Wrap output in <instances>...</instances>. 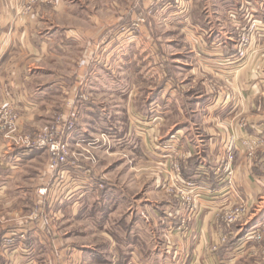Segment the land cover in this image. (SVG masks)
I'll return each mask as SVG.
<instances>
[{"label":"crops","instance_id":"1","mask_svg":"<svg viewBox=\"0 0 264 264\" xmlns=\"http://www.w3.org/2000/svg\"><path fill=\"white\" fill-rule=\"evenodd\" d=\"M47 1L0 0V109L8 104L14 111L21 112L18 127L20 131H32L31 129L46 125L52 118V112L56 110L70 112L69 103L88 84H93V89L98 91L106 87L111 93L116 86L113 79H118L119 74L126 76L127 71H131L127 64L129 56L126 57V50L136 49L137 53L144 51V34L123 35L115 30L116 27L106 31V27L117 23L112 13L118 0ZM187 3L188 6L184 9L187 14L182 16L183 20L172 24H178L183 41L187 43L185 49L188 46L191 72L202 69L205 87L210 88L211 94L205 89L206 97L197 104L205 106L204 114L210 123L203 129L208 136V153L202 151L195 141L183 147V139L180 136L177 138L178 131L183 132L182 129H173L169 133L167 129H163L165 132L160 134L157 132L156 123L160 122L162 126L164 115L169 113L170 102L178 104L174 87L169 97L165 98L162 93L157 99L150 100V104H156L165 98V107L153 117L145 118L144 109L128 110L127 125L116 124L121 119L118 118L120 113L117 110L107 112L101 98L94 100L92 93L85 94L86 98L80 97L78 102L81 108L77 111L76 130L71 134L70 142H74L77 137L83 139L102 128L114 141L117 135L121 137V129L127 127L124 138L129 137L132 143L136 142V146L140 141L142 159L145 156L148 161L166 164L180 154H192L198 160L195 168L200 166L204 170L214 168L222 154L231 150L236 157V173L245 169L242 146L237 138L264 133V0H187ZM173 10L176 11L173 15L175 17L183 11ZM252 21L257 25L250 32L244 57L238 60L236 45L239 35L247 30ZM114 51L118 53L117 57ZM153 51L154 49L151 53ZM159 51L156 50L162 56V63L166 62L163 59L164 50ZM119 78L120 85L124 88L121 84L123 77ZM144 149L150 154L144 155ZM42 161H45V153L41 150L15 147L0 134V221L12 218L16 221L0 223V264H65L64 258H68L70 247L62 239L60 231L50 229L49 233L33 222L23 223L21 218L25 214L20 215L21 209L17 208L20 197L22 199L35 183L37 164ZM254 165L257 173L249 170L246 176L249 178L238 177L235 181V185L239 188L241 186L245 194L254 190V179L256 187L264 189V164ZM42 166L45 169L40 173L44 177V162ZM83 171L89 172L93 178L92 183L77 185L68 196L61 189L60 193L59 189L56 190L58 193L55 202L58 200L59 204H63L74 195L78 199L88 191L101 193L104 189L103 195L101 193L95 200L99 203L100 197H103L105 203L111 205L108 209L112 211L110 214L114 213L119 205L113 202L112 207V197L109 196L110 199L105 196L109 183L103 181L104 188L96 190L94 186L100 181L97 172L79 163L76 168H72V173H76L78 179L84 175ZM205 179L207 178L203 177L199 181L200 188L195 191V209L188 217L189 226L181 227L184 231L180 228L171 233L180 236V233L195 232L200 225L196 224L199 222L198 218L211 213L219 205L216 200L219 196L214 195L218 191L206 187ZM202 184L205 187H201ZM115 187L117 188L116 185ZM49 204L52 205L53 202ZM94 209L101 212V209ZM176 210L174 206L173 212ZM109 211L105 210L103 213ZM142 218L144 219V215L140 220ZM12 229L23 237L17 238L8 247L3 238ZM148 231L153 239L156 230L148 228ZM134 236L140 237L142 242L149 236L145 237L144 228H130L123 239L124 248H130V259L135 264H183L175 254H166L163 247L150 239L148 247L154 251L151 256L143 254L128 241L133 240ZM188 242H185V246ZM53 251L55 254L60 253L58 262L52 258ZM73 258V264L86 262V255L74 254Z\"/></svg>","mask_w":264,"mask_h":264},{"label":"rangeland","instance_id":"2","mask_svg":"<svg viewBox=\"0 0 264 264\" xmlns=\"http://www.w3.org/2000/svg\"><path fill=\"white\" fill-rule=\"evenodd\" d=\"M56 1L48 0L47 2L55 3ZM187 6V0H118L113 10L114 13H112L115 15L117 23L114 26L106 27V31L116 27L115 30H118L119 34H144V51L137 53L136 49L126 50V57L129 56L127 64L131 71H127L126 76L117 74L118 79H113L116 86L111 93L106 87L100 88L101 83L100 91L93 89L95 87L93 84H88L85 89H82L79 96L69 103L70 112L56 110L54 113L52 112V118L46 125L31 129L32 131L18 129L21 112L14 111L16 119L13 120L11 128L6 125L3 130H0L1 136L17 147L14 144L15 140L32 142L34 139H38L62 112L78 120L77 111L81 108V105L78 104L81 100L80 96L86 97L85 94L90 93L94 100L100 98L103 100L102 105L107 112L113 113L117 110L120 113L118 118L121 119L116 122L117 125H127L128 110L144 109L145 118L153 117L157 111H161L165 107L163 100L167 96L169 97V94L171 95L174 87L177 92L174 94H177L175 98L178 100V104L173 105L172 101L170 102L169 113L164 115L162 126L158 122L155 128L159 134L165 132L163 129H167L168 133L173 129H182L183 132L178 131L177 138L180 136L183 139V147L185 144L191 145L192 141H195L207 154L208 136L203 129L207 127L209 120H206L204 114L206 113L205 106L197 105L206 97L204 71L198 68L194 73L191 72V65L188 63L191 59L188 46L185 49L187 43L183 41L184 37L178 30V24H174L176 26L172 24V22L183 20L182 16L187 14L184 10ZM173 8L177 12L183 11L178 13V17H175L176 15H173L176 11ZM145 38L148 40L146 41ZM161 42L162 46H160ZM153 49L154 51L151 53ZM157 49L160 50L159 52L164 50L163 59L167 63H162V56L156 52ZM117 54L114 51L116 57ZM120 65L123 63L120 62ZM120 76L123 77L121 84L125 86L124 88L120 85ZM206 91L209 95L211 94L210 88ZM162 93L165 96L162 101L156 104L149 103L152 98L157 99ZM150 123L153 122L150 121ZM75 130L76 125L72 134ZM102 130L103 128L87 135L88 137L85 135L86 137L83 139L77 137L74 142H70V138H68V154L70 159L76 163L97 172L102 182L109 183L110 186H107L109 188L106 189L105 196L112 197V207H114L113 202L117 206L119 205L114 213L110 214L112 211L108 209L111 208V205L105 203L103 197H100V205L96 201L101 193L103 195V189L101 193L88 191L89 193H85L84 197L78 199L74 195L63 204H59L58 200L55 202V199L52 205L49 204V201H45L41 212H37L38 217L30 220V215L37 208L38 188L43 181H47L46 174L44 178L43 173H40L43 169L42 162L46 165L48 158L45 148L39 149L45 153V161L37 164L38 175H35V183L30 187L31 190H27L28 193L23 195L24 197L22 196V199L20 197L17 204V208L21 209L19 214H25L21 218L23 223L33 222L45 228L44 230L49 233L50 229L60 231L62 239L70 247L67 254L69 259L64 258L65 264L74 263V254L86 255V259H84L86 262L78 264H135L130 259V248H127L128 250L124 248L123 239L128 235L130 228H144L145 237L149 236L144 238V242L140 237L135 236L133 240L128 239V241L132 244L131 246H136L148 256H151L154 251L148 247V239H150L163 247V251H167L166 254H175L183 264H264V189L256 187L255 179L253 180L255 188L250 194H245L241 186L239 188L235 185L238 177L249 178L246 177L249 170L252 173H257L254 164H259V166L261 163L264 164V144L254 147L249 153L241 142L244 138H237L240 145L243 146L242 162L245 164V169L240 170L239 174L236 173V164L234 163L236 157L232 152L234 171L232 180H230L231 188L228 187L227 191L214 194L219 196L216 198L219 205L211 213L198 218L199 222L196 224L200 225L195 232L180 233L178 236L171 231L180 228L173 227H178L180 224H184V227L189 226L188 217L195 206L192 209L183 206L177 197L180 195H176L177 191L168 188L169 179L171 180L170 173L175 164L182 166L188 163L192 154L190 156L180 155L176 159L171 158L172 160L170 159L166 164L148 161L145 156L143 159L141 157L140 141L136 146V142L132 143L129 137L124 138L127 127L121 129V137L117 135L114 141L112 136ZM104 138L105 140H103ZM78 140L82 141L78 142ZM145 150L144 155L150 154ZM226 154L227 152H224L221 157H225ZM186 166L182 167L186 169ZM199 168L200 166L195 168L192 174L195 177L197 188H200L199 181L203 180V177L207 178L205 179L206 187H211L213 191H218L224 185L215 168H204V170ZM198 169L199 171H197ZM182 175L187 178L183 173ZM201 187L205 186L202 184ZM25 188L23 187V189ZM95 201L96 203H94ZM174 206L177 208L175 213L173 212ZM94 208L101 209V212ZM105 210L109 212L103 213ZM236 211L239 215L235 221L227 222V216ZM142 215H144V219L140 220ZM5 221L16 222L15 218H12L11 220H1L0 223ZM148 228L156 230L153 239V236L149 235ZM166 228L168 230H165ZM194 236L197 237L194 238ZM187 240L189 242L185 246ZM166 245L167 247H165ZM138 251H136L137 254ZM52 258L58 262L60 253L55 254L53 251Z\"/></svg>","mask_w":264,"mask_h":264},{"label":"built area","instance_id":"3","mask_svg":"<svg viewBox=\"0 0 264 264\" xmlns=\"http://www.w3.org/2000/svg\"><path fill=\"white\" fill-rule=\"evenodd\" d=\"M256 25L257 24L255 23V21H252L247 26V30L240 33L238 43L236 45L238 60H241L244 57L246 53V46L250 37V32L255 28ZM80 97L86 98L83 96ZM10 106L11 105L5 104L0 109V130H3L6 125L11 128L13 120L16 119L14 108H10ZM74 127L75 118L67 116L62 112V114L58 115L57 118L52 122V124L48 128H46V130H44V132L39 136L38 139H34V141L32 142H30L29 140L14 141V144L19 148H27L30 150H39L45 148L48 152V158L46 162L47 181H43L38 188L36 201L37 208L32 213V215H30V220H34L36 219V217H38L39 214L37 212H41V207H43L45 201L53 202L54 199H56V195L58 193H55L56 190L59 189L60 193L61 189L65 195H68L77 185L87 182L92 183L93 181V178L91 175H89L88 171H83L84 175H82L80 179H78V175L76 173V175L72 173V168H76L77 163L69 157L68 138H70ZM240 138H244L241 140V142L244 148L248 149L249 153L254 147L264 144V133H260L258 136L255 135L254 137L247 136ZM103 140H105V138ZM79 141L82 140H78V142ZM225 152H227L226 156L220 157L218 160V164L214 167L217 170L219 179L224 183V185H222L218 189V192L220 193L227 191L229 189L228 187L231 188L230 180H232L234 171L232 153L233 151L226 150ZM180 155L186 156L184 154ZM176 158L177 157H175L174 159ZM182 166L185 167L186 163ZM182 166H177L176 164L174 165V168L170 173L171 180L169 179L168 188L170 187L176 190V195H180L177 197H179V199L181 200V204L192 209L195 206L194 194L197 189V186L195 184V177L189 176L187 178H184L182 175ZM199 169L197 171H199ZM98 182L99 183L97 184V186H94V189H103L104 182H102L101 180ZM238 215V211L228 215L226 218L227 222L235 221ZM182 226H184V224H180L178 227L173 228H181ZM20 237H23V235L18 234L17 230L12 229L3 238V242L6 246L9 247L16 241L17 238Z\"/></svg>","mask_w":264,"mask_h":264},{"label":"trees","instance_id":"4","mask_svg":"<svg viewBox=\"0 0 264 264\" xmlns=\"http://www.w3.org/2000/svg\"><path fill=\"white\" fill-rule=\"evenodd\" d=\"M197 164H198L197 158L193 155H192V157L190 156L189 161H188L187 166H186V169H183L184 176L185 177L192 176V174L194 173V169H195Z\"/></svg>","mask_w":264,"mask_h":264}]
</instances>
